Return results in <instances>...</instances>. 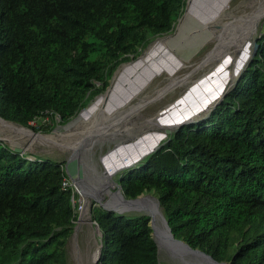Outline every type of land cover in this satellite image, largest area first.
<instances>
[{
  "label": "trees",
  "instance_id": "obj_1",
  "mask_svg": "<svg viewBox=\"0 0 264 264\" xmlns=\"http://www.w3.org/2000/svg\"><path fill=\"white\" fill-rule=\"evenodd\" d=\"M187 0H0V115L34 130L69 124L122 63L172 32ZM236 84L202 119L174 129L121 174L151 193L176 238L231 264H264V32ZM0 140V264H67L78 219L64 162ZM120 174V175H121ZM96 264H162L150 216L93 207Z\"/></svg>",
  "mask_w": 264,
  "mask_h": 264
},
{
  "label": "rangeland",
  "instance_id": "obj_2",
  "mask_svg": "<svg viewBox=\"0 0 264 264\" xmlns=\"http://www.w3.org/2000/svg\"><path fill=\"white\" fill-rule=\"evenodd\" d=\"M255 2H257V0H211L209 6L202 10L204 17L210 10H213L212 13L214 14V18L209 23L210 26L208 27L206 24L203 25L198 19L193 17L185 20L182 27L179 28L178 26L181 19L186 12L185 8L184 13L178 19L174 30L169 34L160 36L174 35L171 46L176 47V53L178 56H181V60L178 56L175 58H169L166 60V63L163 62L162 64L153 66V70L150 66L141 67L139 70L136 69L121 79L118 84L117 93L113 96V100L119 101L120 103L114 102L113 108H129V113H126L125 117H122L124 116L123 114L120 115L123 119L116 123L113 128L109 129L110 132H114V136L116 137L106 136L99 144L94 145L91 149L85 150L82 154L81 161H69V152L59 145V141H61L60 137H57V139L50 142L42 141L39 138L34 139L33 137L34 135L39 134L46 135L54 132L63 134L71 131V129H74L71 128V126L80 113L72 122L63 126L58 123V118H56L55 124L52 123L49 117L38 118L32 124L33 126L43 129L49 126H53V128L50 129L49 127L46 131H38L30 128L35 132L34 134L30 132L21 133V131L14 132V130L11 131L0 126V139L28 155H39L48 157L51 161L64 162V167L67 168L68 165V170L75 177L80 168L84 178L87 179V182L90 184H96L97 180L92 178H96L97 175H103L106 169H108L110 173H114V179L117 180L118 175L124 170L139 164L144 157L152 152L153 148H157L174 129L179 127L174 126L172 128L158 129L156 126L154 127L151 125L154 124L161 126L165 124V120L161 116L163 114V109L165 110V108L169 107L172 103L174 106L182 105L177 113L193 117L192 119L187 120L186 123L200 120L218 103H220L223 99L222 97H224L225 94L236 84L242 72L247 68L252 59L255 39L264 32V16L258 22L257 30L249 43L247 57L242 60V63H237L230 67L229 57L222 68L220 67V69H218L220 71H215L208 77V80L212 81V83L203 85L202 87H199V84L195 86H193V84L200 80H204L207 75H209L208 72L213 71L212 69L216 64V61L202 66L197 70L194 68L198 67L196 64H198V62L213 48H218L220 49V52L225 53L222 55H224L223 57L226 59L227 53L232 49H227L224 46V38L228 37L225 32L228 34H230V32L224 30L223 36L217 40H214V34L227 22L230 15H241L249 12ZM225 5L226 7H224ZM224 8H226V10L222 11ZM243 17L244 15L237 17L238 22H240L239 19ZM244 19L245 17L241 19V23L244 22ZM232 33H234V31ZM232 36L234 37V41H237V36ZM181 40H183L182 44L180 43ZM235 51L242 53L239 49H236ZM163 64L164 66H161ZM229 68L233 77L230 83L226 86L222 96L219 97L221 99L216 98V102L211 101L207 103V99L214 95L217 85L224 80L223 73L229 70ZM173 75L177 77V81L170 89L166 88V83L169 81L170 76ZM186 75H189L188 77L191 78L187 80V77L186 80L182 81L181 78ZM166 90L168 91L163 94ZM161 94L163 95L160 96V98L146 104L145 106H141L143 103L152 98L158 97ZM100 96H102V94ZM100 96H98V98ZM98 98L93 105L98 101ZM134 105L136 106L135 108L133 107ZM130 111L132 112L130 113ZM157 113L161 114L159 116L160 119L156 117ZM116 119L117 118L112 119L108 122V125ZM125 125L129 126V131L125 136H120L119 132L125 127ZM74 137L75 136H66L65 140L68 141ZM153 145L155 146L153 147ZM112 150L115 151L111 152ZM77 165L79 167H77ZM66 173L69 175L67 170ZM95 197H98V195L94 193L89 197L92 202L90 219L81 222V210L78 211V219L76 221V226L78 227L76 228V231L74 229L67 244V264H80L79 262H81V264H96L95 261H92L91 252L93 249L92 247L95 244H97L98 247L101 245V236L99 230L91 221L94 220L93 207L94 203L97 202ZM95 206L98 205L96 204ZM127 213L139 212L132 211ZM159 261L162 264H185L184 261L182 262L180 259L171 256L164 249L159 253ZM186 261L195 262L193 258H186Z\"/></svg>",
  "mask_w": 264,
  "mask_h": 264
},
{
  "label": "bare ground",
  "instance_id": "obj_3",
  "mask_svg": "<svg viewBox=\"0 0 264 264\" xmlns=\"http://www.w3.org/2000/svg\"><path fill=\"white\" fill-rule=\"evenodd\" d=\"M210 1L211 0H188L186 12L183 18L181 19V22L178 27L181 28L185 20H187L188 18L189 19L193 18V17L198 19L203 25L206 24L207 27L210 26L209 23L214 18L213 17L214 14L212 13L213 10H210L209 13L205 17L202 11L207 6H209ZM224 7H226V5ZM225 10L226 8H224L222 11H225ZM242 15H244L245 17L243 23H241V19H243L244 17L239 19L240 22H238V18H237ZM263 16H264V0H257V2H255L252 9L245 14L232 15V16L230 15L227 22L220 27V30L214 34L213 38L214 40H217L218 38L223 36L224 30L229 31L230 34L225 32L228 37L224 38V46L227 49L231 48L232 50L227 53L226 59L225 57H223L224 55H222L225 53L220 52V49L218 48H213L211 50L212 51L211 53L208 52L209 55L204 56L198 62V64H196L198 65V67L194 69L197 70L201 68L202 66H205L211 62L216 61V64L212 69L213 71L211 72L209 71L208 72L209 75H207V77L204 80H200L199 82L195 81L196 83L193 84V86L199 84L200 85L199 87H202L203 85H208L209 83H212V81L208 80V77L211 76L215 71H220L218 69H220V67L222 68V66L225 64V62L228 60L229 57H230L229 59L230 67L236 65L237 63L239 64L242 63V60L245 57H247L246 55L248 53L249 43L251 42L253 35L257 30L258 22L261 20ZM233 31L234 33H232ZM232 35L237 36V41H234V37ZM173 38H174V35L159 37L153 42H151L148 45V47L143 51V53L139 55L135 60L133 59L129 62L123 63L117 70L113 79L111 80L108 89L104 93H102V96L99 95L100 97L99 98L97 97L98 101L95 103V105H93L94 104L93 103L92 104L93 106L91 105L89 106V108L84 109L80 113L78 118L74 121V123L71 126V128H74V129H71V131H68L67 133H63V134L62 133L58 134L54 132L52 134H46V135H34L33 136L34 139L39 138L42 141L50 142V141H54L55 139H57V137H60L61 141H59V145H61L63 149L69 152L70 161H75V160L81 161L82 154L85 150L91 149L94 145L99 144L100 141L106 136L116 137L114 136L115 135L114 132L112 131L110 132L109 129L113 128V126L116 123L121 121L123 119L122 117L126 116L125 115L126 113H129V108L128 109L127 108L120 109L118 107L116 109L113 108L114 102L120 103L119 101L113 100V96H115V94L117 93L118 84L120 83L122 78L127 76V74L132 73L136 69L139 70L141 67H146V66L147 67L150 66V68L152 69L154 68L153 66H157L158 64H162L163 62L166 63L167 59L175 58L176 56H178V54L176 53V47L171 46V43L173 42ZM180 43L182 44L183 40H181ZM236 49L241 50L242 53L235 51ZM178 57L181 60V56H178ZM164 64L161 66H164ZM188 76L187 75L185 77L183 76L181 80L182 81L186 80ZM223 76H224V80L220 84L217 85L214 95L207 99V103L211 101L216 102L217 99L221 97L222 94L224 93L226 86L230 83L233 77L232 73L230 72V68L229 70L223 73ZM189 78L191 77H188L187 80ZM176 80H177V77L175 75L170 76L169 81L166 83V88H169L170 86H172V84L174 83V81L176 82ZM178 81H179V78H178ZM180 106L182 105L174 106V104L172 103L169 107L165 108V110L163 109L162 115L159 113L156 114V117L158 119H160L159 117L160 115L164 118L165 124L161 126L154 125V124H151V125L154 127L156 126L158 129L172 128L174 126H178L181 123L187 122V120L189 119H192L193 118L192 116H185L183 114L177 113L181 108ZM133 107L135 108L136 106L134 105ZM131 112L132 111H130V113ZM122 114L124 116L120 117V115ZM114 118H117V119L108 125V122H110ZM128 125L127 126L125 125V127L122 128V130L119 132L120 136H125L128 133L129 131ZM0 126L6 129H9L11 131L14 130V132H20V131L21 133L30 132L24 128L16 127L11 124H6L1 121H0ZM66 136H75V137L72 138L71 140L66 141L65 140ZM154 146L155 145H153V147ZM155 148H153L152 151H154ZM114 151L115 150H112L111 152H114ZM77 167L79 166L77 165ZM82 175L83 173H81V176ZM96 178L99 182L98 185H100L102 192H105L104 188L108 184L113 185L114 184L113 181H115L114 173L112 172L110 173L109 170L103 175H97ZM101 194H102L101 196H103V193ZM101 196L99 195L98 197L102 201ZM84 199L85 200L80 209L81 210V222L87 221L88 219L91 218V207H92L91 199L89 197H84ZM105 204L109 205L108 202L107 203L105 202ZM150 212L153 214L155 221L158 224H160V221H159L160 215H161L160 208L154 207ZM160 227H162L161 229L164 232H166V230L163 229L164 228L163 225L160 224ZM158 241L161 245L160 246L161 250L167 249L166 251H168L169 253L171 252L169 251V247L166 246L167 244L162 239H159ZM92 248L93 249L91 252V258H92V261H96L98 258L99 247L97 244H95ZM184 262L188 263L189 261H184ZM200 262L202 261L200 260ZM79 263L81 264V262Z\"/></svg>",
  "mask_w": 264,
  "mask_h": 264
},
{
  "label": "water",
  "instance_id": "obj_4",
  "mask_svg": "<svg viewBox=\"0 0 264 264\" xmlns=\"http://www.w3.org/2000/svg\"><path fill=\"white\" fill-rule=\"evenodd\" d=\"M187 2H188V0H187ZM186 8H187V5H186ZM258 47H259V45H258L257 38H256L255 42H254L253 55L256 54ZM211 52L212 51H210L209 53H211ZM208 55L209 54H207V56ZM117 70H116V72H117ZM116 72H115V74H116ZM114 75H113V77H114ZM113 77H112V79H113ZM174 84H175V81L172 84V86H174ZM172 86H170L169 89ZM168 90H166L163 94H165ZM163 94L159 95L158 97H155V98L148 100L147 102L143 103L141 106H145L146 104L160 98V96H162ZM0 121L4 122L6 124L14 125L16 127L24 128L33 134L35 133L29 127L23 126L19 123L13 122V121L6 120L1 115H0ZM184 124H186V122L181 123L178 126H182ZM39 135H41V134H39ZM0 140H2V139H0ZM156 149L157 148H155L154 151ZM69 161H70V158H69ZM67 167H68V165H67ZM107 171H108V169H106V171L104 173H106ZM69 173H70V171H69ZM70 174H71L74 182L76 183L80 193L84 197H90L93 193L97 194L98 196L102 195L101 193H103V192L101 191L102 189L100 188V185H98L99 182H98L97 178H92L94 180H97L96 184L88 183L87 182L88 180L85 179L83 175L81 176L80 168L78 169L76 177L74 175H72V173H70ZM122 176H123V174L118 175L117 180L113 181V183H114L113 185L108 184L104 188L105 192L103 193V196H101L102 201L99 199V197H95L96 198L95 200L97 202L94 203V206L96 204H99L98 206H100L106 210H109V211L117 212L119 214H125L127 212H132V211L148 214L150 216V226L152 227V236H153V238L157 244L158 254L161 252V247H160L161 245H160L158 240L162 239L167 244L166 246L169 247V251H171V252L169 253L168 251H166L167 249L166 250L164 249V250L166 252H168L171 256L180 259L182 262L186 261V258H193L195 260V262H188L185 264H231L230 262H227V261H218V260L214 259L210 254L204 252L203 250L198 249V248H193L186 241L179 239V238H176V236L173 234V232L170 228V225H169V223H168V221H167V219H166V217L162 211L160 200L156 196H154L153 194H150V193L142 194L136 198H127L124 195V192H123L122 186H121ZM105 202L106 203L108 202L109 205L105 204ZM154 207L160 208V210H161V215H160L159 221H160V224L164 226L163 229H165L166 232H164L161 229L162 227H160V224H158L155 221L153 214L150 212ZM79 220H80V218H79ZM91 221H92L93 225L95 224V227L99 230L100 236H102L99 225L96 223L95 220H91ZM77 227L78 226H75V231H76ZM98 252H99L98 258L95 261L96 263L98 262L100 255H101V245L99 246ZM200 260L202 262H200Z\"/></svg>",
  "mask_w": 264,
  "mask_h": 264
},
{
  "label": "built area",
  "instance_id": "obj_5",
  "mask_svg": "<svg viewBox=\"0 0 264 264\" xmlns=\"http://www.w3.org/2000/svg\"><path fill=\"white\" fill-rule=\"evenodd\" d=\"M35 121H32L31 124H33ZM21 153H23L26 157H29L31 160L34 159V157L32 155H28L25 152H21ZM64 169H65V172H66V170L68 171V167L67 168L64 167ZM68 173H69V171H68ZM62 189L63 190H70L72 192L71 199H72L74 207L77 209V212H78L81 209V206H82L85 199H84L83 195L80 193V191H79V189H78L76 183L74 182L70 173H69V175L66 173V175L62 181Z\"/></svg>",
  "mask_w": 264,
  "mask_h": 264
}]
</instances>
